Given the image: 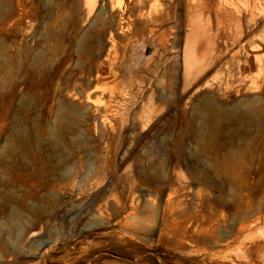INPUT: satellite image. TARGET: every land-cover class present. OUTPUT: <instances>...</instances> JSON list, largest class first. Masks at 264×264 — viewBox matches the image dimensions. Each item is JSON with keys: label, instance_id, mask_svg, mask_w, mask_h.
I'll return each instance as SVG.
<instances>
[{"label": "rangeland", "instance_id": "rangeland-1", "mask_svg": "<svg viewBox=\"0 0 264 264\" xmlns=\"http://www.w3.org/2000/svg\"><path fill=\"white\" fill-rule=\"evenodd\" d=\"M102 2L0 0V264H264V18L182 95L184 6L101 84Z\"/></svg>", "mask_w": 264, "mask_h": 264}, {"label": "bare ground", "instance_id": "bare-ground-1", "mask_svg": "<svg viewBox=\"0 0 264 264\" xmlns=\"http://www.w3.org/2000/svg\"><path fill=\"white\" fill-rule=\"evenodd\" d=\"M130 1L131 4L128 5L127 7H124L123 0H103L102 2V10L109 13L111 21L108 30L109 32L108 40L110 47L108 49V52L105 54L104 60L101 63L98 72V79H99L98 81L101 84H108L109 81H111V79L113 78V76L116 75V72L114 71L113 68L117 66L115 61L116 58H118L117 55L119 52L116 41V33L118 31L123 33V37L127 38V41L129 43H131L133 40L135 41L143 40L144 42H147V40L151 39L153 42L152 45L154 46L156 45L157 47L156 46L155 47L158 48L157 53L160 51V49H165L168 46L176 43V40L174 38L173 39L171 38L172 36L166 37L167 32L165 30L166 29L165 25L170 19H173V17L171 18V12H172L171 8L166 10L165 9L161 10L162 8L160 7L164 5V2L170 3L173 6V10L177 6L180 7L184 6V9L188 17V27L189 30H191L189 34L186 35L184 40L185 46H184V54H183L184 57H183L182 95L186 94L189 88L193 86L195 82L197 83L198 80L202 78V76H205L215 66L220 64L222 54L219 49V44H220L221 31H222L221 25H223L225 21L224 17L225 18L228 17L229 19H231V23L235 22L230 27L232 31L233 30L238 31L237 26L238 24L240 26L241 23V15L243 13L242 12L243 10L241 11L240 7L237 5V2L245 1L247 3V5L245 4V6H247L246 12L249 13L248 11L251 10L250 20H252V22L253 21L255 22L258 18H262V17L264 18V0H251L252 4H250L251 3L249 2L250 0H130ZM100 13H102V11H100ZM247 13L245 14L247 15ZM134 18L140 20L139 21L140 24H138L137 21L134 20ZM245 18L246 17H244V19ZM258 21L259 20H257V22ZM203 22H205V24ZM247 27L250 29L252 25L249 24ZM254 27L255 25L252 28ZM168 38H171L172 41H170V39ZM242 38L243 35H240V38L238 39H242ZM259 47L260 50L261 49L264 50V40L260 43ZM108 63L112 65V68H109ZM158 69L159 67L155 65L153 70L157 71ZM146 70L150 71L151 73V71H153L152 66H147ZM206 86L208 85L206 84ZM95 90L97 92H101L102 96L105 95L106 93L105 89L103 88L101 89L99 86ZM128 94H131V92H129ZM109 97L112 98L111 95ZM98 101H101V99L99 98ZM98 103L96 106H94L95 112H103V110H101V107L105 109V112L109 109L107 102L102 104L101 102Z\"/></svg>", "mask_w": 264, "mask_h": 264}]
</instances>
